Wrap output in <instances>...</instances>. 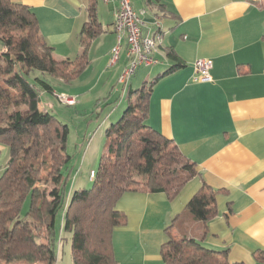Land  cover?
<instances>
[{
  "label": "crops",
  "instance_id": "1",
  "mask_svg": "<svg viewBox=\"0 0 264 264\" xmlns=\"http://www.w3.org/2000/svg\"><path fill=\"white\" fill-rule=\"evenodd\" d=\"M11 1L31 9L56 59L73 60L79 54L78 35L87 19L84 1ZM151 1L130 3L134 11H145L144 34L159 29L161 44L153 52L158 63L144 67L137 77L134 73L122 95L132 84L143 79L146 83L175 66L168 53L179 59L181 67L154 86L146 124L195 163L197 176L173 200L164 193L121 196L115 209L125 215L126 223L113 230L116 263L163 264L165 230L206 184L217 192L218 214L208 224L203 246L228 249L232 263L258 264L253 255L264 251V0ZM117 5L116 0L98 2L104 33L89 48L88 68L100 63V74L119 63L110 66ZM199 60L211 62L210 81H198ZM125 65L126 61L117 70V87ZM11 154L10 147L0 144V176Z\"/></svg>",
  "mask_w": 264,
  "mask_h": 264
},
{
  "label": "trees",
  "instance_id": "2",
  "mask_svg": "<svg viewBox=\"0 0 264 264\" xmlns=\"http://www.w3.org/2000/svg\"><path fill=\"white\" fill-rule=\"evenodd\" d=\"M87 19L73 60H57L42 37L31 9L0 0V144L12 154L0 176V264H56L55 218L65 200L64 171L68 127L39 108L42 92L53 93L44 74L65 84L77 80L90 65L89 48L104 33L98 19L99 0H82ZM147 4L153 1L147 0ZM175 66L127 90L129 103L120 120L105 132V153L89 189L75 191L63 213V228L71 233L73 264H117L113 230L126 217L115 207L125 193H164L168 200L197 176L195 163L176 144L146 124L154 86L181 67ZM37 71L40 76L28 79ZM135 96L134 102L131 96ZM217 192L206 184L194 194L165 232L163 264H240L228 259V249L203 246L208 224L218 214ZM29 202L24 212V205ZM264 264V251L253 255Z\"/></svg>",
  "mask_w": 264,
  "mask_h": 264
},
{
  "label": "rangeland",
  "instance_id": "3",
  "mask_svg": "<svg viewBox=\"0 0 264 264\" xmlns=\"http://www.w3.org/2000/svg\"><path fill=\"white\" fill-rule=\"evenodd\" d=\"M124 62L122 56L118 67L105 68L102 75L100 74L102 65L97 63L96 66L88 68L80 78L70 84H65L57 78L44 74L45 80L54 87L56 94L65 92L64 94L68 93L66 95L79 98L75 106L67 107L59 102L56 94L42 92L39 102L40 109L51 113L68 127L66 152L70 156V161L64 174L65 177L68 175L69 177L65 184L63 206L55 218L56 264H73L70 248L71 233L63 228V213L75 191L91 188L92 181L89 179V173L91 170L97 171L100 158L105 153V132L120 120L128 106L129 97L122 95L124 86L120 84L117 87L114 81L117 70ZM144 70L143 66L139 67L134 75L137 77ZM35 76H40V73L34 71L30 73L28 79H33ZM143 81L136 85L132 84V90L141 88ZM134 100L135 96L132 95L131 101L134 102ZM28 206L29 202L26 201L23 213L27 211Z\"/></svg>",
  "mask_w": 264,
  "mask_h": 264
},
{
  "label": "built area",
  "instance_id": "4",
  "mask_svg": "<svg viewBox=\"0 0 264 264\" xmlns=\"http://www.w3.org/2000/svg\"><path fill=\"white\" fill-rule=\"evenodd\" d=\"M116 1L118 5L114 14L113 30L117 37V43L111 50L110 66L117 64L124 56L126 65L119 75L118 83L126 88L128 81L139 67L155 65L158 62L153 61L150 47L146 46L147 34H144L142 30L144 26L142 17L145 15V11H134L130 0ZM154 26H159V24L154 22ZM154 39H160L161 44V37ZM211 68L210 61H197L195 70L199 74L198 81H210L209 71ZM56 97L67 107H73L77 103L76 97L64 93L57 94Z\"/></svg>",
  "mask_w": 264,
  "mask_h": 264
},
{
  "label": "bare ground",
  "instance_id": "5",
  "mask_svg": "<svg viewBox=\"0 0 264 264\" xmlns=\"http://www.w3.org/2000/svg\"><path fill=\"white\" fill-rule=\"evenodd\" d=\"M104 2H108V0H104ZM159 26H156L155 28H158ZM151 29V28H150ZM153 29V28H152ZM151 29V30H152ZM155 32L152 34V35H150V34H147V37H146V46L147 47H150V51L152 52V59H153V61H155L156 62V60L153 58V52H154V50L156 49V47H157V45L160 43V39H154L155 37H161V34H160V32H159V29H155L154 30ZM153 32V31H152ZM147 33H149V32H147ZM118 81H119V76H118ZM58 100H59V102L61 103V104H63V102L58 98ZM66 105V104H65ZM89 178L92 180L93 178H94V176H95V173H94V171H91L90 173H89Z\"/></svg>",
  "mask_w": 264,
  "mask_h": 264
}]
</instances>
